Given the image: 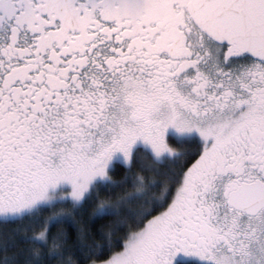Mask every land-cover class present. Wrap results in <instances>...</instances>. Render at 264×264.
Here are the masks:
<instances>
[{"label":"snow or ice","instance_id":"obj_1","mask_svg":"<svg viewBox=\"0 0 264 264\" xmlns=\"http://www.w3.org/2000/svg\"><path fill=\"white\" fill-rule=\"evenodd\" d=\"M7 223L0 264H264V0H0Z\"/></svg>","mask_w":264,"mask_h":264},{"label":"trees","instance_id":"obj_2","mask_svg":"<svg viewBox=\"0 0 264 264\" xmlns=\"http://www.w3.org/2000/svg\"><path fill=\"white\" fill-rule=\"evenodd\" d=\"M177 148L182 147L181 145H176ZM141 161H137L135 165H133V173L139 171V165ZM145 163H148V161H145ZM125 167L121 165L116 166V171L114 173L113 178L116 180H119L124 175ZM109 196V193L105 190L100 191V198L104 199ZM113 198L115 197V193H112ZM99 199L94 198L92 201L88 202L84 205L83 208L77 209L72 217L68 218L66 222L62 225H56L52 228V231L55 232L59 228H64L71 240L75 239L77 234V228L83 227L88 230H90L92 237L99 241L101 240V233H107L112 230L113 228V221L115 220V217H104V218H96L92 216L93 209L97 203H99ZM66 208L68 206H65ZM51 211H61L60 207H57L55 210H46L43 214L41 219H43L44 216H47L50 214ZM22 226V224H15V223H7V224H0V233H11L13 229H16L17 227ZM126 232V229L119 228L113 232L112 235V241L113 244H120L122 243V237L124 233ZM110 254L108 250H105L104 255L101 257L102 259L107 258V256ZM99 263V262H98ZM80 264H89V261L81 259Z\"/></svg>","mask_w":264,"mask_h":264},{"label":"rangeland","instance_id":"obj_3","mask_svg":"<svg viewBox=\"0 0 264 264\" xmlns=\"http://www.w3.org/2000/svg\"><path fill=\"white\" fill-rule=\"evenodd\" d=\"M99 264V263H98Z\"/></svg>","mask_w":264,"mask_h":264}]
</instances>
